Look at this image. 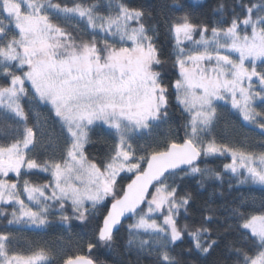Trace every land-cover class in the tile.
<instances>
[{
  "label": "snow or ice",
  "instance_id": "6c2138e0",
  "mask_svg": "<svg viewBox=\"0 0 264 264\" xmlns=\"http://www.w3.org/2000/svg\"><path fill=\"white\" fill-rule=\"evenodd\" d=\"M164 7L180 13L164 15L167 47L131 0H0V217L18 230L85 226L61 264H100L121 228L152 264L206 257L226 177L264 192V139L255 150L214 134L228 112L264 138V0L220 3L211 24L178 0ZM173 108L183 122L161 136ZM41 112L58 127L59 156L37 151ZM94 143L102 154L87 151ZM192 183L211 190L199 212ZM225 210L239 237L232 264H264V202ZM13 237L0 231V264H53L46 248L14 251Z\"/></svg>",
  "mask_w": 264,
  "mask_h": 264
},
{
  "label": "trees",
  "instance_id": "16d2710c",
  "mask_svg": "<svg viewBox=\"0 0 264 264\" xmlns=\"http://www.w3.org/2000/svg\"><path fill=\"white\" fill-rule=\"evenodd\" d=\"M132 3L143 5L151 13L150 20H156L157 30L159 32V41L162 46H168V37L166 35L167 28L164 23V15L170 17L179 15V12H171L165 8V5L171 7L174 0H131ZM178 2L187 7V10L191 13L192 19L196 22H207L209 24L219 19V14L214 13L213 9L220 3L230 7L235 3V0H203L200 2H193L192 0H178ZM163 9V12H162ZM170 68V65H169ZM174 103V101H173ZM172 115L168 125L160 129L161 136L168 134L169 132L176 133L179 126L183 122V117L180 111L176 108L171 110ZM47 119L48 114L41 112ZM48 126L45 131V138L41 140L39 135V143L37 145V151L42 152L43 149L51 148L55 150L56 155L59 156L63 148V141L59 140L57 144H49V137L54 140L59 135L57 126H54L51 120L47 119ZM30 124H37V118L33 114L30 118ZM8 131L7 127L4 128ZM37 130L41 133L40 124L37 125ZM180 135L183 133L180 132ZM214 134L231 144L236 146H242L249 149L259 150L261 147L260 130L253 128L245 124L241 119L228 112H224L221 116V120L217 125ZM2 135V133H0ZM95 139V137H94ZM105 145L103 143H94L87 146V151L91 155H100L104 150ZM211 167H218L222 170V164L220 160H214L210 163ZM229 182L233 184L231 188L228 187ZM190 190L194 196L193 212H199L205 201L209 200V191L198 190L197 186L192 183L189 185ZM212 207L218 208L220 213L219 222L212 227L213 237L218 240V247L206 257L204 256H191L184 255L185 264H232L230 260L229 244L238 242L239 237L235 230L226 231V223L228 213L225 210L234 205H243L244 207H251L253 203L259 206L261 202H264V192L259 188H252L247 185H240L234 179L229 181L226 177L224 185L216 190L215 196L212 198ZM10 208V206H9ZM76 227L72 232L65 231L61 226L54 223L46 229H34L26 226H8L6 219L0 217V231L10 230L14 233L13 237V250L22 253H30L32 250L38 248H46L53 256V264H61L62 258L66 254H70L77 251V240L80 236L88 235V229L79 225L78 222H73ZM127 232L125 228H121L116 235V240L111 249L102 248L96 251L95 259L100 264H152V257L145 254H138L135 249H128L126 246ZM95 251V250H94ZM181 250L177 249V253Z\"/></svg>",
  "mask_w": 264,
  "mask_h": 264
},
{
  "label": "rangeland",
  "instance_id": "374dc122",
  "mask_svg": "<svg viewBox=\"0 0 264 264\" xmlns=\"http://www.w3.org/2000/svg\"><path fill=\"white\" fill-rule=\"evenodd\" d=\"M192 1L196 3V2L203 1V0H192ZM39 124H40V127H41V133H42V136L40 138L43 141L44 139H46L45 138V136H46L45 131H46L47 126H48L47 119H46V117L44 115L40 116ZM23 226H26V225H23ZM26 227L34 228V227H31V226H26ZM34 229H36V228H34Z\"/></svg>",
  "mask_w": 264,
  "mask_h": 264
}]
</instances>
